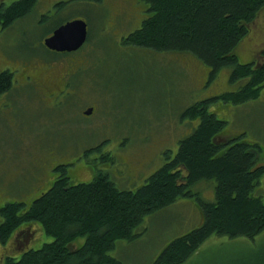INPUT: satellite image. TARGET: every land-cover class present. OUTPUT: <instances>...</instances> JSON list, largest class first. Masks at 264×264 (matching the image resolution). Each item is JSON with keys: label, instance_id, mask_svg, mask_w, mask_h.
Returning a JSON list of instances; mask_svg holds the SVG:
<instances>
[{"label": "rangeland", "instance_id": "rangeland-1", "mask_svg": "<svg viewBox=\"0 0 264 264\" xmlns=\"http://www.w3.org/2000/svg\"><path fill=\"white\" fill-rule=\"evenodd\" d=\"M13 1L4 0V5ZM60 1L69 0H38L26 18L9 30L0 29V71L3 65L19 73L30 66L51 68L55 92H70L49 96L16 83L0 96V206L16 200L29 205L49 185L39 193L27 194L29 189L44 188L57 174L49 168L59 163L69 164L71 184L89 182L95 172L103 171L119 188L137 189L166 162L168 151L175 155L179 140L198 124L182 118L187 107L237 91L243 84L230 83L228 68L210 78L207 65L189 53L124 44L149 13L139 0H71L57 10L54 4ZM72 19L87 23V39L76 54L58 56L43 47L54 28ZM263 50L264 7L234 51L238 61L246 63L261 60L257 57ZM38 60L55 63L44 68ZM69 64L78 69L66 77ZM63 77L68 78L67 87ZM90 107L92 114L85 116ZM208 109L226 122L220 139L244 133L246 141L260 145L259 160L264 162V83L255 99L238 105L218 100ZM103 154L110 159H101ZM193 190L204 200L213 199L212 181H199ZM256 192L264 199V174ZM193 201L181 198L146 215L142 234L133 241H118L110 255L122 264H153L169 242L200 226ZM52 240L31 224L0 245V257L8 252L19 258L23 251ZM83 241L78 238L74 245ZM183 264H264V231L254 240L212 235Z\"/></svg>", "mask_w": 264, "mask_h": 264}, {"label": "trees", "instance_id": "trees-1", "mask_svg": "<svg viewBox=\"0 0 264 264\" xmlns=\"http://www.w3.org/2000/svg\"><path fill=\"white\" fill-rule=\"evenodd\" d=\"M37 1L16 0L0 6L3 25L27 17ZM70 1L57 2L54 8L61 10ZM139 1L149 13L125 37L124 44L155 52L189 53L207 65L210 78L228 68L230 83L242 86L187 107L182 118L198 120V124L179 140L175 155L166 151V162L135 190L119 188L103 171L95 172L89 182L71 184L69 164L55 165L53 184L29 205L8 201L0 206L1 245L31 224L39 225L53 240L23 251L19 258L5 253L0 264H122L110 255L117 242L135 240L142 234L140 225L146 215L181 198L194 200L202 222L169 242L153 264H183L212 235L254 240L264 231V199L256 192L264 174L261 147L246 141L244 133L220 139L226 122L208 109L218 100L238 105L260 94L264 57L240 63L234 50L248 34L264 0ZM10 86V74L0 73V93ZM102 156L110 159L108 154ZM203 180L213 182L211 201L193 190ZM78 238L84 241L76 246Z\"/></svg>", "mask_w": 264, "mask_h": 264}, {"label": "flooded vegetation", "instance_id": "flooded-vegetation-1", "mask_svg": "<svg viewBox=\"0 0 264 264\" xmlns=\"http://www.w3.org/2000/svg\"><path fill=\"white\" fill-rule=\"evenodd\" d=\"M2 5H4V0H0V6H2ZM4 6H7V5H4ZM42 19H44V18H42ZM20 20H22V19H16V20L12 21L9 25H7V27H5L3 25L2 20H0V29H1V31H4V30L6 31V29L9 30V28L11 26H13L15 23H17V21H20ZM40 23H42V20H40ZM53 30L47 36L51 35L52 32H53ZM42 45H43V42H42ZM43 47H45V46L43 45ZM79 49H77L75 51H71V52H55V51H52V52H53V54H56L58 56H62V55L63 56H70V55L76 54ZM48 51H51V50H48ZM262 52L260 53L261 55L257 57V59H260V57H261V60H263L262 57H264V56L262 55ZM0 53H1V55H4L2 50H0ZM39 62L41 63L42 66H44V68L50 67L51 63H55L52 60L51 61H48V62H43V61H39ZM3 66L4 67L1 68L0 73H3V72L6 73L7 72L8 74H10V84H11L12 87L16 83L18 85L19 84H21V85L24 84L25 86H28V85L30 86L31 85V87H34L36 90H38L41 93H47V92H49L50 93L49 96H51V94L55 92L54 89L57 86V82H56V78L55 77H50L49 76V73L52 70L51 68L46 69V70L45 69L44 70H41V69H39V68H37L35 66L34 67H31L30 66L29 68H22L21 71H20V73H19V71L17 69H11L7 65H3ZM75 67L72 68V64H69L68 65V70L67 71L65 70V76L67 77V76L72 75L73 73H75L76 70L78 69V66H75ZM9 69L12 70V71H10ZM62 76H64V74ZM65 79L66 78L63 77L64 86H66V85L68 86V84H67L68 78H67V80H65ZM5 93H7V91H5L3 93H0V96L2 94H5ZM69 93L70 92L67 91L66 88H63V89H60L59 91L55 92V95H57V96L58 95H66L67 96ZM54 168H55V164L49 168L50 169V172H51V170L54 171ZM55 178H56V174H55V177L53 176V178H51V180L48 181V184L44 188H42V189L37 188V187L36 188H30L29 191L27 192V194H29V193L31 194V192H37V191L39 193L40 190H45L48 185L49 186L47 188H49L53 184V181H54ZM16 201H22V200H16ZM22 202H24V201H22ZM1 246L3 247V245H1ZM5 253L6 254H9L8 252H4L3 254H5ZM3 254L1 256H3Z\"/></svg>", "mask_w": 264, "mask_h": 264}, {"label": "water", "instance_id": "water-1", "mask_svg": "<svg viewBox=\"0 0 264 264\" xmlns=\"http://www.w3.org/2000/svg\"><path fill=\"white\" fill-rule=\"evenodd\" d=\"M87 23L82 19H72L60 24L51 35L43 40V45L55 52H71L79 49L87 38ZM93 109H86L83 114L89 116Z\"/></svg>", "mask_w": 264, "mask_h": 264}, {"label": "bare ground", "instance_id": "bare-ground-1", "mask_svg": "<svg viewBox=\"0 0 264 264\" xmlns=\"http://www.w3.org/2000/svg\"><path fill=\"white\" fill-rule=\"evenodd\" d=\"M255 161V160H254Z\"/></svg>", "mask_w": 264, "mask_h": 264}]
</instances>
